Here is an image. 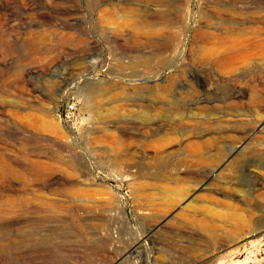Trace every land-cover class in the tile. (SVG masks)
<instances>
[{"label":"rangeland","instance_id":"374dc122","mask_svg":"<svg viewBox=\"0 0 264 264\" xmlns=\"http://www.w3.org/2000/svg\"><path fill=\"white\" fill-rule=\"evenodd\" d=\"M0 264H264V0H0Z\"/></svg>","mask_w":264,"mask_h":264},{"label":"bare ground","instance_id":"6f19581e","mask_svg":"<svg viewBox=\"0 0 264 264\" xmlns=\"http://www.w3.org/2000/svg\"><path fill=\"white\" fill-rule=\"evenodd\" d=\"M145 24L146 25L144 26H147L150 28L155 27V25H153V23H150V22H146ZM196 146H197L196 144L191 145L190 148L191 149L196 148ZM199 160L203 163H206L207 165L208 164L212 165L211 163H213L214 161H217V163L220 164L222 163V156H221V153H219V151L213 155L205 153V154H202L201 157H199ZM161 164L162 166H165L167 165V162L162 161ZM244 164H245V155L238 153V156L236 158L224 164V166L222 167L223 168L222 174L221 172L217 173L212 177L210 181H208L209 183L208 190L213 191L218 188L228 187L234 190L235 194H238L243 200H246L247 197L250 196L251 193H248L247 191L243 189V185L241 182H239L238 177H237L240 174V172L243 170Z\"/></svg>","mask_w":264,"mask_h":264}]
</instances>
